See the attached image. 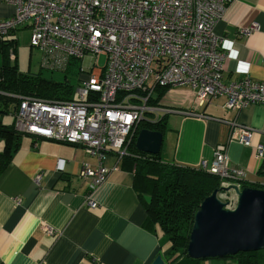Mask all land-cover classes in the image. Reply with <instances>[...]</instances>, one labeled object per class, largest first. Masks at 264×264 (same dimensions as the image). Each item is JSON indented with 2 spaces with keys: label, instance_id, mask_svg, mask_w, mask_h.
I'll use <instances>...</instances> for the list:
<instances>
[{
  "label": "built area",
  "instance_id": "obj_1",
  "mask_svg": "<svg viewBox=\"0 0 264 264\" xmlns=\"http://www.w3.org/2000/svg\"><path fill=\"white\" fill-rule=\"evenodd\" d=\"M15 5V12L0 21V38L27 26L29 46L42 56L41 69L67 72L77 60L88 75L77 97L47 101L19 97L13 110L14 129L36 140H51L83 149L96 159L81 164L79 178L88 185L84 204L97 206L94 192L126 155L139 124L179 109L156 104L158 90L188 89L193 103L201 107L211 98L224 96L225 109L238 111L264 105V83L242 78L224 82L222 39L213 32L228 0H3ZM259 31L258 23L239 28L241 35ZM104 56L105 64L98 59ZM15 55L9 51V59ZM185 115L202 118L186 111ZM152 123V122H151ZM253 130L232 125L229 141L251 146ZM116 165H105L108 152ZM226 147H216L211 160L198 168L220 178L227 187L244 179V172L230 166ZM262 160L264 146H255ZM64 160L58 159L57 171ZM40 175L34 182L39 184ZM227 208H234L233 192H222Z\"/></svg>",
  "mask_w": 264,
  "mask_h": 264
},
{
  "label": "crops",
  "instance_id": "obj_2",
  "mask_svg": "<svg viewBox=\"0 0 264 264\" xmlns=\"http://www.w3.org/2000/svg\"><path fill=\"white\" fill-rule=\"evenodd\" d=\"M14 12L15 5L0 0V21ZM253 22L259 31L241 35L239 28ZM213 32L228 54L224 82L249 78L264 83V0H228ZM11 36L16 52L18 43L29 45L27 26ZM161 102L182 111L166 117L164 161L198 167L201 160L212 159L216 147L224 145L230 166L244 172V181L264 182L258 174L262 160L255 157V146H264V105L233 111L225 109V97L218 96L196 107L188 89L169 90ZM193 110L202 118L184 113ZM232 125L253 130L251 146L229 141ZM114 158V152H108L105 165L115 166ZM58 159L64 160L62 171L56 169ZM85 161L96 164L79 147L22 135L0 176V264H151L156 256H164L169 247L166 238L143 226L146 211L132 188L131 166L116 165L117 170L94 192L97 206L91 208L84 204L87 182L79 178ZM36 175H40L39 184L34 182ZM200 264L236 261L218 258Z\"/></svg>",
  "mask_w": 264,
  "mask_h": 264
},
{
  "label": "trees",
  "instance_id": "obj_3",
  "mask_svg": "<svg viewBox=\"0 0 264 264\" xmlns=\"http://www.w3.org/2000/svg\"><path fill=\"white\" fill-rule=\"evenodd\" d=\"M13 33L0 38V112L11 115L19 105V97L24 96L47 101L71 100L69 87L62 83L21 76L16 65V40L11 36ZM10 50L15 55L13 61L9 59ZM78 71L83 74L81 78L88 77L81 72L80 66ZM166 92L165 88L158 90L156 104H160ZM160 105L165 106L163 103ZM166 117L167 114H164L155 121L141 122L126 145V155L119 163L121 162L122 166L129 164L132 168V188L146 211L144 228L158 233L168 242V250L163 256L166 264H200L203 260L191 259L186 254L189 234L196 211L207 196L220 188V178L198 167L164 161L161 157L162 148L157 155L137 150L135 141L139 131L148 129L164 135L167 129ZM21 137L22 135L14 129L13 122H0V176L6 171ZM258 174L264 177V157ZM237 184L240 188L249 187L264 191V182L247 183L241 180L237 181ZM227 258L234 259L236 264H258L264 262V249L238 253Z\"/></svg>",
  "mask_w": 264,
  "mask_h": 264
},
{
  "label": "water",
  "instance_id": "obj_4",
  "mask_svg": "<svg viewBox=\"0 0 264 264\" xmlns=\"http://www.w3.org/2000/svg\"><path fill=\"white\" fill-rule=\"evenodd\" d=\"M163 134L142 129L135 146L150 155L161 152ZM222 192L236 196L234 208L220 198ZM264 249V191L232 184L215 189L195 213L186 254L195 260L218 259ZM151 264H166L162 255Z\"/></svg>",
  "mask_w": 264,
  "mask_h": 264
},
{
  "label": "rangeland",
  "instance_id": "obj_5",
  "mask_svg": "<svg viewBox=\"0 0 264 264\" xmlns=\"http://www.w3.org/2000/svg\"><path fill=\"white\" fill-rule=\"evenodd\" d=\"M16 54L17 70L21 74V76L38 78L46 82L62 83L66 85V87H69L68 89L71 92V98L77 97V90L82 86V82L80 80L81 76L83 75L78 71V66H80L79 62L77 66L74 64L72 65L71 63L68 72L63 73L60 71H49L47 69H41L42 56L38 52V50L30 47L29 45L24 46L18 43ZM98 63L99 66L103 67L105 64V57L101 56L98 59ZM161 103L162 102H160V104ZM168 114H171V112H168L167 115ZM0 122L2 124H11L13 122V116L0 112ZM166 141L167 139L165 137L164 147L166 146Z\"/></svg>",
  "mask_w": 264,
  "mask_h": 264
}]
</instances>
